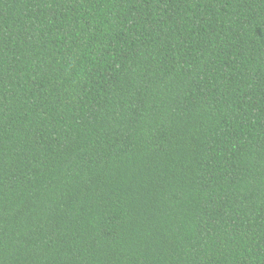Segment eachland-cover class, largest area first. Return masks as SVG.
<instances>
[{
  "label": "trees",
  "instance_id": "trees-1",
  "mask_svg": "<svg viewBox=\"0 0 264 264\" xmlns=\"http://www.w3.org/2000/svg\"><path fill=\"white\" fill-rule=\"evenodd\" d=\"M0 264H264V0H0Z\"/></svg>",
  "mask_w": 264,
  "mask_h": 264
}]
</instances>
